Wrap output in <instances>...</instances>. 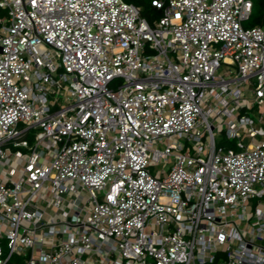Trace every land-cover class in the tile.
<instances>
[{
    "label": "built area",
    "instance_id": "2783aa9c",
    "mask_svg": "<svg viewBox=\"0 0 264 264\" xmlns=\"http://www.w3.org/2000/svg\"><path fill=\"white\" fill-rule=\"evenodd\" d=\"M148 3L0 0V264H264V18Z\"/></svg>",
    "mask_w": 264,
    "mask_h": 264
},
{
    "label": "trees",
    "instance_id": "16d2710c",
    "mask_svg": "<svg viewBox=\"0 0 264 264\" xmlns=\"http://www.w3.org/2000/svg\"><path fill=\"white\" fill-rule=\"evenodd\" d=\"M126 2L132 3L137 7L141 8V15L142 13H146V18L148 19L151 15L154 14V9L150 6L148 0H126ZM252 2L253 9L255 8L256 10L255 12L252 10V15L247 22L249 26L261 24L264 18V0H252ZM0 15H2L1 10Z\"/></svg>",
    "mask_w": 264,
    "mask_h": 264
},
{
    "label": "rangeland",
    "instance_id": "374dc122",
    "mask_svg": "<svg viewBox=\"0 0 264 264\" xmlns=\"http://www.w3.org/2000/svg\"><path fill=\"white\" fill-rule=\"evenodd\" d=\"M124 1H126V0H124ZM255 8L253 9V11L255 12ZM142 16L143 17H147V14L146 13H142ZM244 24V26L245 27H247L248 26V23H243ZM220 141H222V140H220V138H217V142L219 143ZM189 148V147H188ZM217 257H218V261L217 262H221V261H225L226 260V257H225V255L222 253V252H219V253H217Z\"/></svg>",
    "mask_w": 264,
    "mask_h": 264
}]
</instances>
